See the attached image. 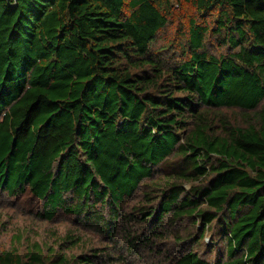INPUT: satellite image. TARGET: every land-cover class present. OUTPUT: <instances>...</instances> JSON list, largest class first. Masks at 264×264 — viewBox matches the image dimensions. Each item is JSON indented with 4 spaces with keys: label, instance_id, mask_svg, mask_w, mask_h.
I'll return each instance as SVG.
<instances>
[{
    "label": "trees",
    "instance_id": "16d2710c",
    "mask_svg": "<svg viewBox=\"0 0 264 264\" xmlns=\"http://www.w3.org/2000/svg\"><path fill=\"white\" fill-rule=\"evenodd\" d=\"M0 195L107 243L136 222L163 264H264V0H0ZM57 244L0 264L119 258Z\"/></svg>",
    "mask_w": 264,
    "mask_h": 264
},
{
    "label": "rangeland",
    "instance_id": "374dc122",
    "mask_svg": "<svg viewBox=\"0 0 264 264\" xmlns=\"http://www.w3.org/2000/svg\"><path fill=\"white\" fill-rule=\"evenodd\" d=\"M184 12H188L186 7H184ZM173 19V23L160 33V46L166 45L174 36L176 17ZM40 210L39 203L35 202L30 195H24L18 200H16V198H7V196L0 195V251L14 246L18 247L21 252L25 249V246L31 242H43L45 243L44 246L55 247L58 245L57 243L60 236H62L66 230H71L73 233L78 234L83 240V245L75 249L77 253L88 254L91 252H102L104 247L107 249L114 248V252L111 253L108 258L110 261L114 256H119L114 264L164 263L162 254L156 251V245L153 248L135 245L134 248L130 249L124 232L125 230L137 232L139 227L136 222L127 223L126 226L120 224L117 228L116 235H114V239L110 241L111 243H107V238L101 230L89 225H76L73 217H65L63 215H57V217L51 221H44L35 215V213ZM206 237L209 238L208 241H206ZM16 239H18L19 242H17ZM204 242L210 245V234L205 236ZM168 248L174 250V245L168 244ZM205 250V247H201L199 253L204 254L207 252ZM205 254L208 256L207 253ZM211 255L214 257L215 253L212 252Z\"/></svg>",
    "mask_w": 264,
    "mask_h": 264
},
{
    "label": "built area",
    "instance_id": "2783aa9c",
    "mask_svg": "<svg viewBox=\"0 0 264 264\" xmlns=\"http://www.w3.org/2000/svg\"><path fill=\"white\" fill-rule=\"evenodd\" d=\"M209 238L206 237V241H208Z\"/></svg>",
    "mask_w": 264,
    "mask_h": 264
}]
</instances>
